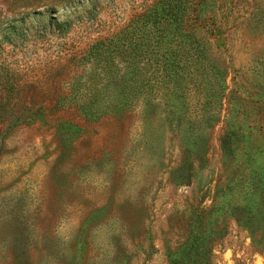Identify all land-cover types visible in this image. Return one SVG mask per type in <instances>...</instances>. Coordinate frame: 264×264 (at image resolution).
<instances>
[{
	"label": "rangeland",
	"instance_id": "rangeland-1",
	"mask_svg": "<svg viewBox=\"0 0 264 264\" xmlns=\"http://www.w3.org/2000/svg\"><path fill=\"white\" fill-rule=\"evenodd\" d=\"M36 3L0 0V264H264V0H194L179 74L127 38L155 0Z\"/></svg>",
	"mask_w": 264,
	"mask_h": 264
},
{
	"label": "trees",
	"instance_id": "trees-1",
	"mask_svg": "<svg viewBox=\"0 0 264 264\" xmlns=\"http://www.w3.org/2000/svg\"><path fill=\"white\" fill-rule=\"evenodd\" d=\"M36 1L35 7L48 4L59 6L61 3H66L70 0H62L61 3H58L57 0ZM186 2L188 0H155V5H158L159 8L145 10L142 15L137 16V18L139 17L137 23L140 22L141 30L139 32H130L131 35H127L130 42L135 43L134 47L140 50V55L143 58L146 57L148 62L156 58L154 60L158 65H163L164 70H173L176 74L185 71L187 67L191 68L198 65L196 69L200 72L207 67L203 61L206 59L205 53L198 38L192 32L193 26L198 21L197 15L192 13L195 11L192 9L194 0H190L191 9H189L187 14L184 11ZM95 8V6H92L88 12L90 14L94 13ZM209 20L212 22L211 24H215L214 19ZM172 24L175 25L172 26ZM68 25L69 21L57 22V27L60 29H65ZM128 44L132 46L129 42ZM172 59L173 61L170 62ZM210 68L216 75H222L220 69H214L213 65ZM7 108V101L1 103L0 114H5ZM229 153L234 154V149L231 146ZM180 169L185 170V165L181 166ZM253 173L256 174L257 179L262 178V174L259 171L254 170ZM241 210L243 211V222L248 223L252 228L255 224L260 225L264 221L260 217L261 212L253 206L250 207L246 204L241 207Z\"/></svg>",
	"mask_w": 264,
	"mask_h": 264
}]
</instances>
